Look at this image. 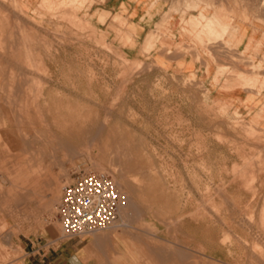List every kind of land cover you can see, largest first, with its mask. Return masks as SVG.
<instances>
[{"label": "rangeland", "instance_id": "1", "mask_svg": "<svg viewBox=\"0 0 264 264\" xmlns=\"http://www.w3.org/2000/svg\"><path fill=\"white\" fill-rule=\"evenodd\" d=\"M103 1L40 0L29 13L10 1L16 16L0 21V231L98 233L64 237L56 210L63 185L100 166L124 221L175 239L196 220L200 264H264V0L89 11ZM216 19L222 34L207 28ZM3 250L0 262L15 254Z\"/></svg>", "mask_w": 264, "mask_h": 264}, {"label": "crops", "instance_id": "2", "mask_svg": "<svg viewBox=\"0 0 264 264\" xmlns=\"http://www.w3.org/2000/svg\"><path fill=\"white\" fill-rule=\"evenodd\" d=\"M10 1H15L24 13L31 9L35 10L40 2V0H0L2 26H7L11 17L16 16L9 15L14 10L10 7ZM120 5H125L129 12L135 9L136 14L144 9L128 0H104L103 3H93L88 8L91 12L95 9L108 8L113 14H120ZM20 20L23 25L27 24L25 18ZM140 21L141 19H138L134 22L136 23L134 40L137 42H143L150 30ZM158 21L159 16L154 18L152 26ZM6 121V118L1 121L0 116V124H5ZM5 218L6 213L0 203V221ZM136 221H124L120 211L118 220L109 228L88 237H75V239H61L57 237V232L48 227H42L37 233H30L31 237L22 234L14 236L11 229L8 232L0 231V256H4L3 248L15 253L0 264H186V262L200 264V241L196 220L194 231L190 229V234L180 235L175 239L168 236V229L164 224L163 227L151 219L144 218L141 224L147 228L143 229ZM139 232H144L145 237L139 236ZM8 235H10L9 239H7ZM26 239H29L30 244ZM211 240L214 241L213 235ZM169 246L173 248L172 251L166 249ZM139 251L142 253L146 251V255ZM204 255L209 256L210 252Z\"/></svg>", "mask_w": 264, "mask_h": 264}, {"label": "built area", "instance_id": "3", "mask_svg": "<svg viewBox=\"0 0 264 264\" xmlns=\"http://www.w3.org/2000/svg\"><path fill=\"white\" fill-rule=\"evenodd\" d=\"M57 215L64 237L92 234L109 228L124 204L113 178L108 174L81 172L63 185Z\"/></svg>", "mask_w": 264, "mask_h": 264}, {"label": "bare ground", "instance_id": "4", "mask_svg": "<svg viewBox=\"0 0 264 264\" xmlns=\"http://www.w3.org/2000/svg\"><path fill=\"white\" fill-rule=\"evenodd\" d=\"M216 23H214V24H207V28H208V30H209V32H211V33H217V34H222L224 31H225V29H226V26L225 25H221L220 24V22L216 19ZM216 26H219L220 28H217ZM232 27V26H231ZM230 28V27H229ZM230 33V32H229ZM11 43V42H10ZM9 46V45H8ZM10 47V46H9ZM12 47V46H11ZM10 47V48H11ZM13 48V47H12ZM11 48V49H12ZM10 50V49H9ZM13 76H15V75H13ZM18 76V75H17ZM19 77V76H18ZM19 80V79H18ZM22 80V79H21ZM12 88V87H11ZM8 103H10V102H8ZM57 135V134H56ZM28 136V135H27ZM6 137V136H5ZM1 147V146H0ZM263 148V147H262ZM9 150V149H8ZM9 158V157H8ZM34 158V157H33ZM3 161V160H2ZM4 162V161H3ZM3 165V164H2ZM21 166H23L22 168L20 167V168H18V171H17V177H18V179H23V178H27V177H29L30 175V173L28 174L27 172H26V170H24V165H21ZM95 168H96V170H99V172L100 173H102L103 172V167H100V166H95ZM10 169V168H9ZM257 169V168H256ZM28 171V170H27ZM56 180V179H55ZM53 183H55V182H53ZM223 187V186H222ZM224 189V188H223ZM223 191H225V190H223ZM54 199H56V198H52V200H54ZM47 200V199H46ZM56 202V201H55ZM57 203V202H56ZM263 213H264V211H262Z\"/></svg>", "mask_w": 264, "mask_h": 264}]
</instances>
